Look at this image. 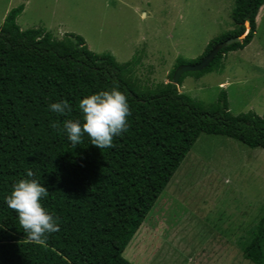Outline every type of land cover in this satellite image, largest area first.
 Returning <instances> with one entry per match:
<instances>
[{
  "label": "trees",
  "instance_id": "obj_1",
  "mask_svg": "<svg viewBox=\"0 0 264 264\" xmlns=\"http://www.w3.org/2000/svg\"><path fill=\"white\" fill-rule=\"evenodd\" d=\"M263 5L264 0H235L234 27L212 38L189 63L234 41L203 69L184 72L177 84L172 78L185 63L181 56L168 82L143 81L133 62L93 51L80 34L22 29L17 19L24 6L11 9L0 25V264H134L124 256L127 245L202 133L264 149V114H234L226 88L214 101L179 90L189 75L201 79L225 71L227 54L253 41ZM117 83L132 113L128 130L110 148L94 146L87 134L74 147L64 120L83 122L79 101ZM64 100L69 115L51 111L50 104ZM53 121L60 127H50ZM29 169L35 174L30 178ZM23 178L48 188L42 203L58 217L60 230L44 244L27 240L18 213L5 202ZM246 231L239 240L244 257L264 264V214Z\"/></svg>",
  "mask_w": 264,
  "mask_h": 264
},
{
  "label": "rangeland",
  "instance_id": "obj_2",
  "mask_svg": "<svg viewBox=\"0 0 264 264\" xmlns=\"http://www.w3.org/2000/svg\"><path fill=\"white\" fill-rule=\"evenodd\" d=\"M235 0H0V25L23 5L22 29L82 35L97 53L133 62L143 81L168 82L179 56L198 57L232 29ZM8 9V11H7ZM62 23V29L56 24ZM253 41L229 52L223 73L187 76L180 91L207 101L226 88L234 114H264V5ZM248 28L249 25L247 24ZM66 33V32H65ZM137 62H135V58ZM264 214V149L202 133L158 198L124 256L134 264H254L242 235Z\"/></svg>",
  "mask_w": 264,
  "mask_h": 264
},
{
  "label": "clouds",
  "instance_id": "obj_3",
  "mask_svg": "<svg viewBox=\"0 0 264 264\" xmlns=\"http://www.w3.org/2000/svg\"><path fill=\"white\" fill-rule=\"evenodd\" d=\"M49 107L60 116H67L72 110L67 100L52 103ZM78 107L83 122L80 119H66L63 122V128L74 147L83 142L86 134L94 146L101 149L113 147L114 137L129 128L128 117L132 113L128 97L120 90L118 83L110 90L84 97ZM50 127L59 128V121L51 122ZM34 175L32 170H27V177ZM47 196L48 188L37 179L23 178L13 185L10 195L5 198L8 207L18 213L19 224L27 233V240L36 244L46 243L49 234L60 230L58 217L42 203Z\"/></svg>",
  "mask_w": 264,
  "mask_h": 264
},
{
  "label": "water",
  "instance_id": "obj_4",
  "mask_svg": "<svg viewBox=\"0 0 264 264\" xmlns=\"http://www.w3.org/2000/svg\"><path fill=\"white\" fill-rule=\"evenodd\" d=\"M249 20H247V24L249 25ZM243 36L238 37V39L242 38ZM234 39L233 38H229L227 39L225 42L216 45L208 54L207 56L202 59L200 62L198 63H188V64H181L179 66H177V68L175 69L173 78H172V82L173 83H178L179 79L181 77V75L186 72V71H198L203 69L204 67H206L211 61L212 59L215 57V55L219 52V50L227 45H229L231 42H233Z\"/></svg>",
  "mask_w": 264,
  "mask_h": 264
},
{
  "label": "crops",
  "instance_id": "obj_5",
  "mask_svg": "<svg viewBox=\"0 0 264 264\" xmlns=\"http://www.w3.org/2000/svg\"><path fill=\"white\" fill-rule=\"evenodd\" d=\"M26 9H27V7L25 6L24 10H26ZM24 10H23V11H24ZM7 11H8V9H7ZM22 13H23V12H22ZM22 13H21V15H22ZM21 15L18 17L17 21L20 19ZM52 24H56L57 26H60L61 29L63 28V27H62V26H63L62 23H61V24H58V23L52 21L51 24H49V25H52ZM47 29L50 30V28H48V27H47ZM51 31H52V30H51ZM65 32H67V31L62 30V33H65ZM242 50H244V49H242ZM238 51H239V50H238Z\"/></svg>",
  "mask_w": 264,
  "mask_h": 264
}]
</instances>
